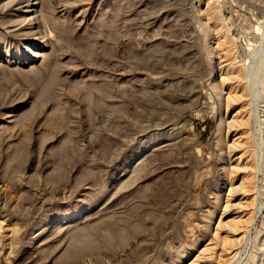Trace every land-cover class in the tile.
<instances>
[{
  "label": "rangeland",
  "instance_id": "obj_1",
  "mask_svg": "<svg viewBox=\"0 0 264 264\" xmlns=\"http://www.w3.org/2000/svg\"><path fill=\"white\" fill-rule=\"evenodd\" d=\"M0 264H264V0H0Z\"/></svg>",
  "mask_w": 264,
  "mask_h": 264
},
{
  "label": "bare ground",
  "instance_id": "obj_2",
  "mask_svg": "<svg viewBox=\"0 0 264 264\" xmlns=\"http://www.w3.org/2000/svg\"><path fill=\"white\" fill-rule=\"evenodd\" d=\"M29 11H32V10H29ZM236 75V74H235ZM234 128V127H233ZM245 159V158H244ZM242 175V174H241ZM239 189V188H238ZM235 190V189H234ZM235 230H237V228L234 227ZM221 230V229H220ZM224 244H227L229 241H228V238L226 239H222ZM216 243V242H215ZM228 252V251H227Z\"/></svg>",
  "mask_w": 264,
  "mask_h": 264
}]
</instances>
